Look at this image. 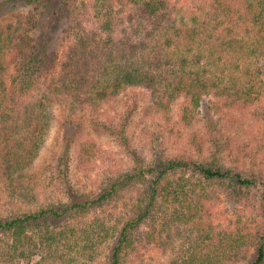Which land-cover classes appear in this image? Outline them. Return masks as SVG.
<instances>
[{
  "label": "trees",
  "instance_id": "16d2710c",
  "mask_svg": "<svg viewBox=\"0 0 264 264\" xmlns=\"http://www.w3.org/2000/svg\"><path fill=\"white\" fill-rule=\"evenodd\" d=\"M229 1L213 0L210 8L178 19L174 9L167 12L169 0H132L130 5L121 0L116 9L121 18L115 25L130 24L131 33L125 27L119 36L82 37L71 47L60 80L48 83L45 74L59 56L58 42L67 31L75 0H0V20L14 12L20 18L7 26L0 23V164L11 196L30 202L23 198L31 190L24 177L46 144L53 125L50 108L57 100L76 105L93 96L110 99L139 86L155 93L163 88H171L172 95L185 93L199 109L208 93L237 107L264 104V0L250 2L246 14L239 16L251 23L239 35L234 33V9ZM94 5L95 17L103 18L100 2ZM25 11L30 13L25 16ZM52 11L54 22L46 30L42 20ZM113 22H106L107 32L112 31ZM150 23L157 25L153 31L148 29ZM164 24L176 35L178 48L184 39L190 54L196 44L206 54L165 55L162 48L166 45L153 40ZM247 35L256 39L247 41ZM170 40L173 36L168 43ZM15 49L19 59L11 79L6 76L10 66L5 57ZM237 49L242 58L233 56ZM227 55L236 62L229 63ZM239 61L253 79L243 84L238 80L232 85L223 80L219 83L218 77L235 69ZM34 91L37 97L31 94ZM29 95L34 97L29 99ZM258 117L264 120V113ZM213 134L215 139L191 156L149 160L131 146L124 131L122 139L129 146L134 166L111 172L100 191L81 200H58L38 207L27 204L26 208L18 205L6 215L0 212V264H21L20 257L31 256L39 247L58 263H90L98 260L107 244L109 264H125L142 243L141 230L146 224L160 238L178 241L167 264H241L250 248L254 252L248 264H264V169L231 163V148L221 140L224 135ZM203 183L222 186L243 206L239 216L247 218L236 231L209 222L208 189ZM166 221L174 225V233L167 236ZM159 223L161 231L156 226ZM179 223L185 228L190 225L189 230L184 231Z\"/></svg>",
  "mask_w": 264,
  "mask_h": 264
},
{
  "label": "rangeland",
  "instance_id": "374dc122",
  "mask_svg": "<svg viewBox=\"0 0 264 264\" xmlns=\"http://www.w3.org/2000/svg\"><path fill=\"white\" fill-rule=\"evenodd\" d=\"M95 1L101 4L100 8L103 12L101 19L95 17ZM123 1L130 5L132 0ZM169 1L168 13L174 9L178 19L181 16L188 19L194 12L210 8L213 0ZM253 1H229L234 9L232 16L236 22L234 25L236 35H239L240 32L246 33V26L251 25V23H244L243 20L239 19V16L246 14L249 3ZM120 3L121 0H75L72 8L73 13L66 26L67 31L60 35L59 56L55 65L45 74L48 83L53 82V80H60L63 63L68 58L71 47L78 44L82 37L92 39L98 36V40H100L101 37L105 39L110 35L119 36L125 27L131 33L130 24L119 25L117 23L115 25V21L119 22V18H121L116 12ZM129 9L130 7H127L125 10L130 11ZM25 12V14L22 13L25 16L30 13L29 11ZM203 13L205 12L200 14ZM17 14V12L9 13L0 20L1 25L7 26L11 21L18 23L20 18ZM50 14L49 18L42 20L46 30L54 22V11ZM110 20L112 22L114 20L113 28L112 31L107 32L105 24ZM156 26L154 23H150L148 29L153 31ZM165 28V24L163 27H159L158 33L155 32L157 37L153 39H160L158 42L166 45L162 48L165 55L179 57V55L184 54L196 57L202 53V47L196 44L194 45V52L190 54L185 45L187 41L184 39L179 41L178 48L174 44L176 35ZM172 36L173 40L168 43ZM238 39L245 40L244 38ZM254 39L256 37L246 36L247 41ZM157 50L152 49L151 52ZM237 52L233 56L241 57L242 52L239 50ZM203 54L206 53L203 52L201 55ZM227 57L229 63L234 64L236 62L230 55ZM18 59V49L6 53L5 60L10 66L9 75H6L7 78L11 77L12 79V75L15 74ZM238 64L240 69H238ZM238 64L235 69L227 70L225 74L220 75L217 79L218 82L223 80L226 84L232 85L236 80L241 82L240 84L252 80L250 75H246L243 62L239 61ZM170 90L172 89L170 88ZM170 90L163 88L159 93H155L151 89L138 86L129 87L110 99L103 100L93 96L91 99H84L76 105H71L64 100H57L55 107L50 108L52 111L49 114L52 118V130L48 134L40 156L35 159L33 166L24 177L31 190L29 193H23V198L30 202L21 201L19 196L14 198L11 196V190L3 179L0 164V212L6 215L18 205L26 208L28 207L27 204L38 207L58 200L71 198L81 200L85 199L86 194L100 191L104 180L111 172L121 169L130 170L134 166L133 158L129 153V146L122 139L124 131H126L131 146L149 160L154 157L160 160L191 156L192 151L208 146L211 140L215 139L213 133H218L219 137L224 135L221 139L223 145L231 148L228 151L232 152L229 158L231 163L236 161L237 165L241 167L264 169V120L258 117V114L264 113L263 103L258 102L248 108L237 107L238 105L234 106L230 100L224 97L208 93L204 95L203 106L199 109L190 96L179 92H174L172 95ZM31 94L37 97L35 91ZM32 95H29V99L34 97ZM186 114L189 115L188 119H184ZM1 124L2 122L0 128ZM215 126L218 128L214 130ZM1 146L0 135V149ZM228 152L226 151L227 155ZM65 168L67 171L64 170ZM61 170L65 172H61ZM208 184L203 183L202 185L208 189V196L206 194L205 199L209 222H213L218 228H232L236 231L239 224H242L241 221H245L247 218L239 216L243 206L222 186L214 184V186L210 185L212 187H209ZM198 188L202 189L203 187L199 186ZM23 189L25 191L24 187ZM74 190L77 191L74 192ZM91 218L93 215L88 220ZM164 225L166 228L165 236L174 233V225L171 222L166 221ZM156 226L161 231L162 223ZM179 226L184 231L190 228V225L185 228L180 223ZM141 231L144 234L143 241L137 245L136 250L131 252L125 264L169 263L175 253L178 241L176 240L175 243L173 240L167 241L160 238V233H153L154 231L147 224L142 227ZM109 246L107 244L102 250L104 253L95 262L78 261L72 264H109L107 258ZM253 252L254 248H250L249 252L245 253L246 258L241 264H248ZM65 254L63 253V255ZM18 261L21 264H65L62 260L58 263L55 259H50L49 255L40 247L35 251L33 250L31 256L20 257ZM4 264L10 263L5 262Z\"/></svg>",
  "mask_w": 264,
  "mask_h": 264
}]
</instances>
